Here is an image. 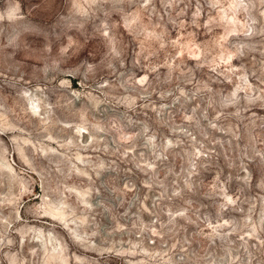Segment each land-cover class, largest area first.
Instances as JSON below:
<instances>
[{"label": "rangeland", "instance_id": "rangeland-1", "mask_svg": "<svg viewBox=\"0 0 264 264\" xmlns=\"http://www.w3.org/2000/svg\"><path fill=\"white\" fill-rule=\"evenodd\" d=\"M0 264H264V0H0Z\"/></svg>", "mask_w": 264, "mask_h": 264}, {"label": "bare ground", "instance_id": "bare-ground-1", "mask_svg": "<svg viewBox=\"0 0 264 264\" xmlns=\"http://www.w3.org/2000/svg\"><path fill=\"white\" fill-rule=\"evenodd\" d=\"M3 159H4V158H2V160H3ZM6 166H7V168H9L10 170H13L12 166L10 165V163L7 162ZM54 213L57 214V215H60V214H61V212H60L59 210H55ZM53 249L56 250L55 247H54Z\"/></svg>", "mask_w": 264, "mask_h": 264}]
</instances>
